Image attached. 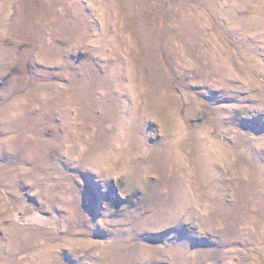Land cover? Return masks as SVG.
I'll use <instances>...</instances> for the list:
<instances>
[{
  "label": "rangeland",
  "instance_id": "374dc122",
  "mask_svg": "<svg viewBox=\"0 0 264 264\" xmlns=\"http://www.w3.org/2000/svg\"><path fill=\"white\" fill-rule=\"evenodd\" d=\"M0 264H264V0H0Z\"/></svg>",
  "mask_w": 264,
  "mask_h": 264
}]
</instances>
